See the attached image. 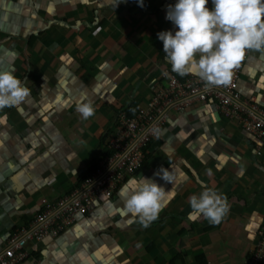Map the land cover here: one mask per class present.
I'll return each mask as SVG.
<instances>
[{
  "label": "crops",
  "instance_id": "0c3cea01",
  "mask_svg": "<svg viewBox=\"0 0 264 264\" xmlns=\"http://www.w3.org/2000/svg\"><path fill=\"white\" fill-rule=\"evenodd\" d=\"M247 1L0 0V248L166 69L206 77ZM238 89L264 109V30ZM255 149L212 104L174 113L139 175L22 264H245L264 219Z\"/></svg>",
  "mask_w": 264,
  "mask_h": 264
},
{
  "label": "built area",
  "instance_id": "2783aa9c",
  "mask_svg": "<svg viewBox=\"0 0 264 264\" xmlns=\"http://www.w3.org/2000/svg\"><path fill=\"white\" fill-rule=\"evenodd\" d=\"M263 30L264 0H248L236 12L206 77L168 68L163 73L164 84L153 91L144 106L135 108L132 114L119 110L103 140L104 150L96 169L54 201L41 200L31 220L12 231L2 244L0 264L31 260L40 243L64 233L95 203L111 199L136 176L174 113L212 104L221 117L235 122L253 138L257 155L264 152V109L254 98L243 97L238 89L244 64ZM256 234L255 247L245 264H264V219Z\"/></svg>",
  "mask_w": 264,
  "mask_h": 264
},
{
  "label": "trees",
  "instance_id": "16d2710c",
  "mask_svg": "<svg viewBox=\"0 0 264 264\" xmlns=\"http://www.w3.org/2000/svg\"><path fill=\"white\" fill-rule=\"evenodd\" d=\"M123 110L128 111L130 114L134 113V108H129L128 107V108H125ZM147 159H149V156H146V158H145V160H144V162L142 164V167L137 171L136 176L139 175V173L145 167V164L148 163ZM96 167H97V163L93 164V166H91V168L89 170H87V172L84 174V176H82L81 179H79L75 183L74 187L78 186L84 178L88 177V175L90 173H92L96 169ZM15 229H19V228H15ZM15 229H13L12 231H14ZM203 263H204V260L201 259L200 262H199V264H203Z\"/></svg>",
  "mask_w": 264,
  "mask_h": 264
},
{
  "label": "rangeland",
  "instance_id": "374dc122",
  "mask_svg": "<svg viewBox=\"0 0 264 264\" xmlns=\"http://www.w3.org/2000/svg\"><path fill=\"white\" fill-rule=\"evenodd\" d=\"M135 177H136V176H135ZM135 177H134V178H135Z\"/></svg>",
  "mask_w": 264,
  "mask_h": 264
}]
</instances>
